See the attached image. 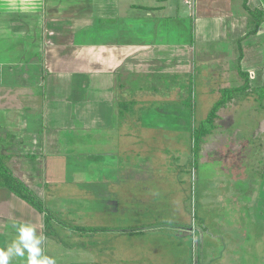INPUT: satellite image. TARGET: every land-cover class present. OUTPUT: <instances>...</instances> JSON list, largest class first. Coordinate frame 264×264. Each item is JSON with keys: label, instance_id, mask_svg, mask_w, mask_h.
Masks as SVG:
<instances>
[{"label": "crops", "instance_id": "0c3cea01", "mask_svg": "<svg viewBox=\"0 0 264 264\" xmlns=\"http://www.w3.org/2000/svg\"><path fill=\"white\" fill-rule=\"evenodd\" d=\"M260 8L264 11V0H0V118H22L16 130L13 123L1 124L7 136L19 132L17 137L24 139L16 137L18 143H13L17 146H27L29 136H33V148L38 147L37 152L46 157L48 168L60 181L70 179L67 173L80 170L86 182H102L105 169H119L121 153L128 155L122 157H128L130 163L128 182L105 189L98 186L97 190L85 187L80 208L65 202L66 195L61 192L52 198L53 209L61 210L63 217L83 227L74 230L52 221V236H47L43 215L35 207L0 187V247L15 239L11 222L16 220L36 225L46 237L45 254L54 257L56 264H191L193 258L194 264H220L215 254L205 251L203 244L210 241L204 239L201 250L195 253L186 248L180 239V233L185 231L181 226L187 222L182 204L170 205L158 196L166 192L164 189L169 191V184L155 177L158 173L156 176L164 179L160 177L162 172L167 176L163 168H168L164 163L168 156L159 157L163 168L157 171L158 159L152 153L146 157L137 155V148H153L147 142L152 140L147 129H162L168 136L175 133L176 142L183 135L189 143L195 124L188 107L183 103L172 111L173 115L177 113L175 119L149 120L152 113L143 111L139 121H125L121 116H130L132 107L123 111L120 93L124 89L125 100L135 105V99L151 87L141 84L131 95L124 76L189 71L183 63L191 60L195 49L202 60H208V44L218 50L213 57L224 59L221 65L212 62L209 68L212 76L219 77V83L227 81L226 86L217 87L219 91L249 84L257 76H263L258 80L264 84V19L255 32L249 33L251 10L258 13ZM180 61L182 65L174 69V63ZM238 64L249 67L241 70ZM231 80L233 84L229 85ZM190 82H184L183 87L173 85L167 91L182 87L178 94L188 98ZM35 113L40 116L39 128L33 129L37 133H31L28 120ZM140 131L144 134L139 135ZM6 137L1 136L3 148L10 145ZM139 139L143 141L137 142ZM164 139L171 146L170 139ZM75 140L87 151L75 146ZM126 142L130 147L125 146ZM93 143L99 148L90 147ZM261 148L260 162L264 164V141ZM4 153L11 155L9 160L14 162L17 153ZM150 158L153 163L145 161ZM123 175L121 172L113 178ZM174 184V193L179 195L180 186ZM254 214L262 227L264 166ZM246 218L244 208H237L230 222L245 232ZM116 226H120L118 231L112 228ZM10 264H25V260L16 257Z\"/></svg>", "mask_w": 264, "mask_h": 264}, {"label": "rangeland", "instance_id": "374dc122", "mask_svg": "<svg viewBox=\"0 0 264 264\" xmlns=\"http://www.w3.org/2000/svg\"><path fill=\"white\" fill-rule=\"evenodd\" d=\"M207 41L209 42L210 38ZM212 46L213 44H208V55L211 54L208 60H202L199 57L198 50L195 49L193 51L196 57L194 58V54H192L191 60L183 63V66L189 71L177 72L174 75L154 74V76H147L146 73H141L133 77L124 76L126 78L124 83L129 84L128 92H131V95L133 94L132 92L136 91V87L141 86V84L151 87V89L143 92L138 99H135L136 106L130 105L129 101L125 100L124 95L127 92L122 89L120 94L123 96L119 100L120 103L121 101L123 102L121 107L124 109L123 111H126L129 107H132V109L130 110V116L123 114L121 119L136 122L139 121L140 115L145 112L152 113L148 115L149 120L159 121L161 119L167 120L168 117L170 119L177 118V113L173 115L172 111L177 110L180 108L179 105H183V103L185 104L188 101V98L180 97L178 94L179 88H182V84L189 80L191 84L189 83L188 87L189 91L191 87V91L187 93V96L189 94V97L191 96L193 99L194 124L199 126L201 120L207 118L214 104L223 96L222 90L219 91L218 88L226 86L225 84L227 83L224 79L219 83V77L212 76L209 70L212 62L218 61L221 65L224 61L222 56L213 57L212 53L218 50L211 48ZM181 65V61L174 63V69L176 66ZM238 67L243 70L249 66L238 64ZM235 74L240 75L237 71H235ZM207 76H211L209 80ZM258 78L261 80L263 76H257L255 81L250 80L251 83L247 84L248 90L239 92L238 98H232L225 106L220 107L219 114L221 117L216 122L221 126L205 139L204 144L196 145L192 138L187 143L188 137L183 135L178 136L180 142H176L175 133H173V136L172 133L168 136L162 129H153L150 132L147 129L150 138H152V140L147 139V142L153 148H137L138 156L146 157L147 153L150 152L153 157L158 159V163L155 161V169L157 171L163 168L162 160L159 157L166 158L168 156L169 159L166 158L164 161L168 168L165 166L163 170L171 172V174L166 172V176L162 172L160 177L164 179L158 178V173L155 177L156 181L164 185L169 184L167 185L169 191L164 189L166 192H161L158 196L164 198V201L170 205L174 204V202L182 204L184 217L187 222H184V226H181L185 227V231L180 233V239L185 242L186 248L195 253L194 250H201L204 239L206 242L210 241V243H206L207 245L203 244L205 251L215 254L218 257L215 261L220 262V264H264V225L261 227L257 223L254 214V203L264 166L260 162L261 147L264 141V87H259L264 86V84L259 83ZM228 84L232 85L233 81L231 80L230 83L228 81ZM173 85H181L182 87H175L169 93L167 90ZM125 89L127 90L126 87ZM42 90L44 89L42 88ZM40 95L44 96V93L42 94L40 91ZM41 103L43 105L42 101ZM163 105L168 107L164 110L162 108ZM188 109L192 120L193 110L191 107H188ZM165 112L168 113V116H165ZM25 117L28 120V116ZM39 118V113H35L33 118H29V132L37 133L33 129L39 128ZM43 119L42 114L41 124ZM10 123L14 124L16 130L17 124L22 123V118L19 119L16 115L10 116V119L0 118L1 136H7V132L1 124L5 126ZM18 133L16 135L10 133L11 135L6 137L7 140L11 141L8 147L4 145L3 151L17 153V155L20 152L18 156L14 155V162L9 160V165L49 207H51L50 200L62 194L66 195L65 202L73 206L77 204L78 208H80L86 196L85 194L83 195L85 187H92L97 190L98 186L101 189H105L115 186V184L119 186L128 182L130 163L128 157H122V154L124 156L127 155L125 153H121L119 156L118 170L111 168L104 170L106 176L102 182H86L85 174L80 172V170L75 174L67 173L66 177H70V179L66 178L67 181H60L52 174V169L48 168L49 162H46V157L42 155L41 151L40 153L37 152L38 147L33 148L35 146L34 144L32 146L33 136H29L27 146L15 145V141L16 144L18 143ZM137 133L143 135L144 131ZM21 136L23 135L21 134ZM190 136H192V130ZM22 138L24 139V137H20L19 140H22ZM164 138L170 139L171 146ZM13 140H15L14 143ZM75 141L76 146L78 141ZM142 141L143 139H139L137 142L141 143ZM79 145L77 146L78 148L81 146ZM125 146L130 147V144L126 142ZM90 147L99 148V145L93 143L90 144ZM81 148L83 152L87 151L86 146H81ZM122 149L124 148L122 147ZM145 161L153 163L152 158L145 159ZM65 164L66 162L64 161ZM67 164L69 165L68 167H71V163ZM37 165L39 168H37ZM92 165H96V163H92ZM44 167L47 168L45 169L47 174L45 173L44 178H42ZM121 172L125 173V175L113 178L114 175H119ZM71 177H74V179ZM174 183L180 186L179 195L174 193L172 188L175 185ZM231 204H234V206H230ZM237 208H244L245 214H247L244 223L245 232L242 231L241 227L239 228L230 222L231 214H233V211L237 212ZM55 213L57 217L53 221L65 219V221L77 226L75 224L76 221L63 217L65 213L61 210L56 209ZM119 221L122 224V221ZM77 222L80 223L79 221ZM119 227L112 228L118 231ZM170 227L174 226L170 224ZM121 228L129 230L128 227ZM176 228L178 230V227ZM52 231V226L45 228L47 236H52ZM194 262L196 263V258L192 259L191 264H194Z\"/></svg>", "mask_w": 264, "mask_h": 264}, {"label": "trees", "instance_id": "16d2710c", "mask_svg": "<svg viewBox=\"0 0 264 264\" xmlns=\"http://www.w3.org/2000/svg\"><path fill=\"white\" fill-rule=\"evenodd\" d=\"M258 12V11H257ZM251 24L252 28L249 33L255 32L257 30V27L261 23V21L264 19V11L260 8V11L256 13V11L251 10ZM193 31V30H192ZM191 37L194 39V33L192 32ZM246 78H248L246 76ZM248 82H246L243 86L238 88H224L222 90L223 96L219 101H217L212 110L210 111L209 115L206 119L201 120V122L198 125H195L192 129V140L194 139V142L196 145L204 144L205 139L212 134L214 131L219 128V125L216 120L220 118L219 109L222 106H225L227 102L231 101L232 98L236 99L239 97V92H242L244 90H248L247 88ZM124 101V100H123ZM187 101V100H186ZM187 103V104H186ZM121 104L123 102L121 101ZM185 105L187 107L193 108V99L192 97H188V101L185 102ZM194 110L192 111V122H194ZM11 135V134H9ZM1 136H0V187H4L8 189L10 192L14 193L21 199L25 200L29 204H31L33 207H35L42 215L43 220L46 227L51 226V222L54 220V218L57 217L56 213L44 203V201L39 197L33 189L13 170V168L9 165V158L11 155L4 153L3 147L1 146ZM60 225H63L66 228L74 229V230H82L83 227L75 226L70 222H67L63 219L56 220ZM90 230H95V228H92Z\"/></svg>", "mask_w": 264, "mask_h": 264}, {"label": "clouds", "instance_id": "9594fccd", "mask_svg": "<svg viewBox=\"0 0 264 264\" xmlns=\"http://www.w3.org/2000/svg\"><path fill=\"white\" fill-rule=\"evenodd\" d=\"M11 224L16 237L6 247H0V264H10L16 257L24 259L25 264H56L54 257L45 254L46 237L35 224L16 220Z\"/></svg>", "mask_w": 264, "mask_h": 264}]
</instances>
